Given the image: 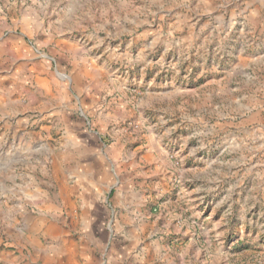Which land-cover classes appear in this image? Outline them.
<instances>
[{"label": "rangeland", "instance_id": "obj_1", "mask_svg": "<svg viewBox=\"0 0 264 264\" xmlns=\"http://www.w3.org/2000/svg\"><path fill=\"white\" fill-rule=\"evenodd\" d=\"M2 2L0 264H264V0ZM162 118L190 235L124 200Z\"/></svg>", "mask_w": 264, "mask_h": 264}, {"label": "crops", "instance_id": "obj_2", "mask_svg": "<svg viewBox=\"0 0 264 264\" xmlns=\"http://www.w3.org/2000/svg\"><path fill=\"white\" fill-rule=\"evenodd\" d=\"M2 3V0H0V25L3 19ZM85 78L86 77H83L84 81L88 83V78ZM77 86L75 85V87ZM84 86V89L79 92V97L76 98L79 101L80 108L84 106V108L89 112L90 104L94 103L97 98L96 93L90 86H87V84ZM71 87H74V85ZM122 113L123 112L120 109L116 112L113 110V108H108V110L106 109L104 116H106L107 119L113 120L114 122H116V119H118L119 122H122L127 118V116L123 115ZM120 114L122 115L121 118L118 117ZM167 119L168 118L160 119L159 123L165 128L159 135L157 132L147 130L139 137L140 146H138V149L132 153V159L128 160L132 172L130 174V183L124 185L123 188V194H126L127 196L124 200H127L128 202L130 199L131 202L129 204H134L133 200L135 199V185H133V182L135 179L141 180L143 186L145 187L141 188V190H138L136 192V196H144L150 199L156 198L157 202L162 205L163 209L158 218L161 221V224H163L161 226L164 228V231H173L190 235L193 233L192 231H195L193 225L196 223L195 219L197 216L192 208H194L197 203L200 202V197L198 196L199 188H197V190L195 189L194 191L192 190L191 193H189L191 195L188 196H185L184 192L182 193V188L179 192H177V189H175L174 183L178 182V176L177 171L173 166V163L170 161L168 155L169 143L172 139V132H170L166 127L168 125ZM175 125L176 124L174 123L172 126ZM172 126L171 128H173ZM174 131L178 132L176 128ZM206 172L207 171L197 173L194 175V177L197 178V181L200 180L202 183H208L207 180L204 181V179H201V177H204V174L207 175ZM113 173L115 175V179L119 181L118 175L115 174V172ZM132 173H134L135 176ZM119 183H121V181ZM200 186L204 187L205 185L202 184ZM183 207L185 210H183ZM179 209H182L183 212L179 213ZM156 225L159 226L160 224L156 223ZM183 228L187 230L184 231ZM159 254L160 252H157V250L147 248L144 255L145 258L147 257L148 259L153 255L156 257V259H158Z\"/></svg>", "mask_w": 264, "mask_h": 264}, {"label": "bare ground", "instance_id": "obj_3", "mask_svg": "<svg viewBox=\"0 0 264 264\" xmlns=\"http://www.w3.org/2000/svg\"><path fill=\"white\" fill-rule=\"evenodd\" d=\"M64 252H66L68 256L71 255V250L70 249H65Z\"/></svg>", "mask_w": 264, "mask_h": 264}]
</instances>
